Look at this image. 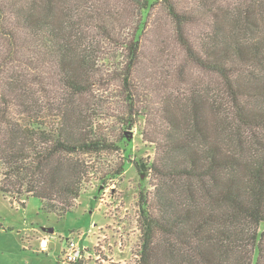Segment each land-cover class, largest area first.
<instances>
[{
    "label": "trees",
    "instance_id": "trees-1",
    "mask_svg": "<svg viewBox=\"0 0 264 264\" xmlns=\"http://www.w3.org/2000/svg\"><path fill=\"white\" fill-rule=\"evenodd\" d=\"M116 2L0 0V193L63 215L95 173L103 182L125 173V161L104 165L128 141L99 123L107 108L95 92L119 81L118 124L145 116L132 83L152 10L164 5L185 64L209 82L184 100L167 96L159 139L147 137L157 155L132 160L157 178L152 203L140 192L136 264H264V0H198L191 11L174 0ZM113 46L128 59L104 74Z\"/></svg>",
    "mask_w": 264,
    "mask_h": 264
},
{
    "label": "rangeland",
    "instance_id": "rangeland-1",
    "mask_svg": "<svg viewBox=\"0 0 264 264\" xmlns=\"http://www.w3.org/2000/svg\"><path fill=\"white\" fill-rule=\"evenodd\" d=\"M107 1L112 5L118 3L117 0ZM174 1L189 11L198 4V0ZM152 11L144 35L141 64L132 83L136 91L135 105L145 110V116L138 119L137 126L118 124L112 114L126 108L122 104L123 88L119 81L106 88L101 86L95 92L94 99L107 108L101 110L107 113L100 115L99 123L110 131L116 129L115 136L124 134L128 141L125 150L108 154L104 165L113 167L125 161V173L107 178L105 182L100 180L99 173H95L74 208L63 215L44 212L37 197L30 196L22 206L0 193V264H70L64 260L62 249L71 238L85 249L84 264H136L139 260L142 243L140 192H148L152 203L157 178L150 171L148 175H140L132 160L147 164L157 155L156 145L147 137L159 139L158 134L164 127L160 110H163L167 96L179 95L184 100V93L189 95L192 84L209 82L203 72L185 64L182 49L172 40L175 26L167 8L160 5ZM132 24L127 25L129 32L134 29V21ZM204 29L205 25L193 27L190 30L194 33L192 37L198 39ZM127 52L125 48H110L100 58L103 73L124 66ZM49 64L44 65L46 72ZM181 71L185 75L177 79ZM51 228L55 231L50 232ZM261 228L264 229V224ZM44 236L49 238V243L46 250H41Z\"/></svg>",
    "mask_w": 264,
    "mask_h": 264
},
{
    "label": "built area",
    "instance_id": "built-area-1",
    "mask_svg": "<svg viewBox=\"0 0 264 264\" xmlns=\"http://www.w3.org/2000/svg\"><path fill=\"white\" fill-rule=\"evenodd\" d=\"M49 243V238L44 236L41 239L42 247L40 249H46ZM84 248L81 246L79 241H76L74 238H71L68 241V245L63 249V258L70 264H84L85 259L87 258L84 254Z\"/></svg>",
    "mask_w": 264,
    "mask_h": 264
},
{
    "label": "water",
    "instance_id": "water-1",
    "mask_svg": "<svg viewBox=\"0 0 264 264\" xmlns=\"http://www.w3.org/2000/svg\"><path fill=\"white\" fill-rule=\"evenodd\" d=\"M49 231H50V232H54V231H55V229L51 228Z\"/></svg>",
    "mask_w": 264,
    "mask_h": 264
},
{
    "label": "crops",
    "instance_id": "crops-1",
    "mask_svg": "<svg viewBox=\"0 0 264 264\" xmlns=\"http://www.w3.org/2000/svg\"><path fill=\"white\" fill-rule=\"evenodd\" d=\"M41 250H46V249H41ZM62 251H63V249H62Z\"/></svg>",
    "mask_w": 264,
    "mask_h": 264
}]
</instances>
